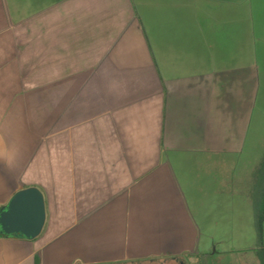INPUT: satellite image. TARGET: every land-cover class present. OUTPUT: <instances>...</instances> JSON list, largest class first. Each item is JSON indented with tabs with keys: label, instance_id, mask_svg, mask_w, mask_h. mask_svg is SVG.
Returning a JSON list of instances; mask_svg holds the SVG:
<instances>
[{
	"label": "crops",
	"instance_id": "0c3cea01",
	"mask_svg": "<svg viewBox=\"0 0 264 264\" xmlns=\"http://www.w3.org/2000/svg\"><path fill=\"white\" fill-rule=\"evenodd\" d=\"M261 25L264 0H0V211L46 206L0 264L176 259L194 209L257 212Z\"/></svg>",
	"mask_w": 264,
	"mask_h": 264
},
{
	"label": "rangeland",
	"instance_id": "374dc122",
	"mask_svg": "<svg viewBox=\"0 0 264 264\" xmlns=\"http://www.w3.org/2000/svg\"><path fill=\"white\" fill-rule=\"evenodd\" d=\"M132 1L138 4L140 1L151 0ZM140 9L136 6V10ZM262 28L264 34V25H261ZM260 173L258 177L264 184V167ZM227 203L228 206L224 207L222 215L213 212L202 216L195 213L197 210L194 209L192 231L186 232V239L179 242L182 233H170L172 238L176 236L175 247L171 248L174 252L171 257L185 264H262L264 240L263 237L259 238L255 208L243 200ZM207 204L213 207L215 201L208 200ZM163 256L168 255H159L154 259L166 258ZM170 260L168 259V263Z\"/></svg>",
	"mask_w": 264,
	"mask_h": 264
},
{
	"label": "water",
	"instance_id": "95a60500",
	"mask_svg": "<svg viewBox=\"0 0 264 264\" xmlns=\"http://www.w3.org/2000/svg\"><path fill=\"white\" fill-rule=\"evenodd\" d=\"M46 222V206L43 193L36 187L15 193L6 207L0 211V235L34 240L39 237ZM125 264H185L181 260L152 259Z\"/></svg>",
	"mask_w": 264,
	"mask_h": 264
},
{
	"label": "trees",
	"instance_id": "16d2710c",
	"mask_svg": "<svg viewBox=\"0 0 264 264\" xmlns=\"http://www.w3.org/2000/svg\"><path fill=\"white\" fill-rule=\"evenodd\" d=\"M263 225H264V192L262 195V199L257 207V229L260 239H262L263 237ZM262 264H264V257L262 260Z\"/></svg>",
	"mask_w": 264,
	"mask_h": 264
}]
</instances>
